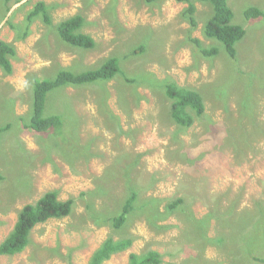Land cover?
I'll list each match as a JSON object with an SVG mask.
<instances>
[{
  "label": "rangeland",
  "instance_id": "rangeland-1",
  "mask_svg": "<svg viewBox=\"0 0 264 264\" xmlns=\"http://www.w3.org/2000/svg\"><path fill=\"white\" fill-rule=\"evenodd\" d=\"M37 1L18 9L21 4L8 19L23 21ZM43 1L55 4L53 24L81 14V31L95 47H71L37 19L24 40H16L8 19L0 28V39L16 50L12 73L0 71V126L11 123L0 137V242L19 209L48 190H57L61 200L73 198L74 206L69 217L37 224L29 244L0 255V264H88L108 236L130 237L132 243L102 264H128L129 253L148 249L162 254L160 264H264V23L242 14L251 5L264 9V0H228L234 22L247 30L234 59L203 34L211 13L206 3H195L197 26L191 30L181 16L187 4L175 0ZM188 30L204 48L220 52L202 56L186 41ZM110 56L123 73L66 86L59 94L58 88L48 98L47 114H61L69 124L65 137H41L14 119L29 120L34 79L54 76L59 68L84 71ZM124 75L142 83L130 84ZM169 80L203 97L204 115L189 128L168 116L170 100L161 84ZM238 133L244 140L236 144ZM129 187L140 200H161L162 208L185 198V208L199 221L186 222L181 207L158 221L166 229L138 213L121 228L97 220L118 210Z\"/></svg>",
  "mask_w": 264,
  "mask_h": 264
},
{
  "label": "trees",
  "instance_id": "trees-1",
  "mask_svg": "<svg viewBox=\"0 0 264 264\" xmlns=\"http://www.w3.org/2000/svg\"><path fill=\"white\" fill-rule=\"evenodd\" d=\"M20 0H0L1 13L0 18H4L11 6ZM158 0H145L147 4H153ZM179 3H185L187 6L182 10L181 16L189 24L190 29L197 26L195 16L196 2L209 4L211 13L206 22L203 24V34L206 38L217 41L222 44L223 50L229 58H236L238 44L247 35V30L243 25L234 22V12L228 4V0H175ZM22 4L18 9L22 8ZM55 4H46L44 1H37L30 10L27 11L25 18L20 23H13L11 18L7 20V25L15 32L16 40H24L30 33V26L35 19L41 20L44 25L53 26V30L57 37L65 44L82 49H92L95 47L94 39L84 34L81 29L85 23V18L81 14L72 15L66 19L59 21L57 24L52 23L50 10ZM243 17L246 21L254 20L256 24L264 23V9L255 5L244 8ZM260 20V21H258ZM190 30L186 37V41L191 43L194 48L205 57H213L220 52L219 47L204 48L200 39L189 36ZM262 43L264 47V33L262 35ZM137 52L134 51L133 54ZM16 55L15 46L3 39H0V71L4 75H10L13 67L11 59ZM57 71V72H56ZM56 74L47 78L34 79L31 88V101L29 109V120L24 121L21 116L14 117L20 120L24 128L35 132L39 136H47L52 139H59L60 135H64L70 127L63 122L61 114H47L46 107L48 100L53 95L60 93L61 89L66 86H85L88 83H96L98 81H109L118 73H123L117 57L110 56L106 58L98 66H91L90 69L74 72L68 68L56 69ZM126 82L132 84H141L142 81L138 76L128 77L124 75ZM48 80V81H47ZM164 88V95L170 100L168 116L176 126L181 129L189 128L195 119H201L204 115L205 104L201 93L193 88L183 87L172 80L164 81L161 84ZM60 89L55 93V89ZM55 93V94H54ZM49 98V99H48ZM27 114V116H28ZM72 115V111H66L65 115ZM208 124H211L210 122ZM11 127V123L0 126V137L4 131ZM241 132L240 128L236 129ZM243 133V131H242ZM66 135V134H65ZM64 135V137H65ZM243 141V137L239 136L235 141L237 144ZM68 145V144H67ZM69 150V149H67ZM71 150V148H70ZM71 151H75L72 149ZM70 151V152H71ZM77 154L79 151L77 149ZM89 155H91L89 153ZM3 177L0 175V180ZM129 186V185H128ZM87 193V192H86ZM83 192L81 196H84ZM161 200L149 198L145 200L139 199V191L133 187L128 188V193L124 201L119 205L118 210L109 215L101 214L96 216L97 220L101 219L105 223H109L114 228L123 227L135 213L144 214L147 222L157 228L166 229L169 226L159 225L158 221L164 220L173 214L178 208L183 214L186 222L197 223L199 218L188 211L185 205L188 202L185 198L177 197L166 202L164 207L160 206ZM74 199L68 198L61 200L58 198V191L55 189L44 192L35 202L24 204L17 213L16 221L8 233V235L0 242V255H13L21 252L30 241L31 230L40 223H44L49 219H62L69 217L73 212ZM90 208V205H87ZM189 207V206H188ZM91 209V208H90ZM93 211V210H92ZM132 243V238L122 237L113 238L108 236L93 251L88 264H102L113 254L127 250ZM257 260H263L256 257ZM162 262V254L153 249H148L141 253L131 252L128 255V264H160Z\"/></svg>",
  "mask_w": 264,
  "mask_h": 264
},
{
  "label": "water",
  "instance_id": "water-1",
  "mask_svg": "<svg viewBox=\"0 0 264 264\" xmlns=\"http://www.w3.org/2000/svg\"><path fill=\"white\" fill-rule=\"evenodd\" d=\"M27 1H28V0H20V1L16 2V3H14V4L11 6V8L9 9V11H8V13H7L5 19L1 22L0 27H1V25L7 20L8 16L13 12V10H15L18 6H20L21 4H23V3L27 2Z\"/></svg>",
  "mask_w": 264,
  "mask_h": 264
},
{
  "label": "crops",
  "instance_id": "crops-1",
  "mask_svg": "<svg viewBox=\"0 0 264 264\" xmlns=\"http://www.w3.org/2000/svg\"><path fill=\"white\" fill-rule=\"evenodd\" d=\"M38 1H43V0H38ZM45 3H46V2H45ZM7 13H8V12H7ZM6 15H7V14H6ZM9 16H10V15H9ZM9 16H8V17H9ZM5 17H6V16H5ZM4 19H5V18H4ZM4 19H3V20H4ZM7 19H8V18H7ZM9 19H10V18H9ZM3 20H2V21H3ZM22 20H23V19H22ZM37 20H39V19H37ZM5 22H6V21H5ZM21 22H22V21H21ZM16 23H20V22H16ZM1 26H2V25H1ZM31 26H32V24H31ZM31 26H30V30H31ZM0 28H1V27H0ZM12 31H13V30H12Z\"/></svg>",
  "mask_w": 264,
  "mask_h": 264
},
{
  "label": "bare ground",
  "instance_id": "bare-ground-1",
  "mask_svg": "<svg viewBox=\"0 0 264 264\" xmlns=\"http://www.w3.org/2000/svg\"><path fill=\"white\" fill-rule=\"evenodd\" d=\"M48 81V80H47Z\"/></svg>",
  "mask_w": 264,
  "mask_h": 264
}]
</instances>
